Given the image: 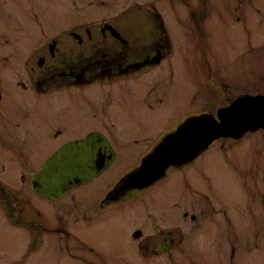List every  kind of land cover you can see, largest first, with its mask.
<instances>
[{"label":"flooded vegetation","instance_id":"obj_1","mask_svg":"<svg viewBox=\"0 0 264 264\" xmlns=\"http://www.w3.org/2000/svg\"><path fill=\"white\" fill-rule=\"evenodd\" d=\"M56 1L0 0V76L7 73L10 57L15 63L22 58L20 52L33 51L24 61L25 67L27 64L30 67L28 78L17 81L21 89L17 92L34 93V111L39 121V124L34 125L38 128L46 125L47 114L52 115L54 127L60 124L63 115L69 114L87 115L95 121L83 133L74 136L66 133L68 127L58 131L50 127V139L59 141V144L58 149L44 162L45 168L38 171L34 186L38 193L50 191L47 194L50 198L53 194L68 195L76 188L86 178L84 172L81 171L80 177L72 175L74 173H71L70 165L62 164L66 158H78L80 152L87 148L92 152L93 163L89 167L94 170V174H101L121 159L131 161L141 158L144 163L156 147L164 144L194 119L203 116L216 118L220 110L230 107L242 97L264 96V72L255 76V82L261 83L262 87L248 84L249 88L242 82H233L239 77V71L248 73L264 69L263 0H165L163 9L114 13L112 20L94 29L84 27L87 25L84 20L88 14L89 0H68L71 1L69 15L79 12L81 20L73 31L69 34L65 32L63 37H57L56 29L54 33L52 30ZM102 4H106V1ZM26 20L35 31L27 29ZM250 21L260 27L258 38L253 43L248 27ZM232 24L243 26L240 29H244L243 36L247 39L243 47L225 41L221 30ZM69 37L73 43H70ZM211 41L216 42L213 49ZM218 51L224 53L218 54ZM184 71L194 83L193 110L197 113L190 115L193 116L190 118H184L185 113L175 114L163 121V128L168 126L170 132L165 134L167 138L164 137L162 142L161 139L158 141L155 148L152 139L148 138L149 134L152 135V128L137 129L134 124L120 125L117 122V115L130 112L133 107L143 113L145 110L151 113L157 109L163 102L161 98L167 96L164 82L177 74L181 76ZM139 84H145L139 90L145 92L142 98L139 91L136 93ZM250 90L257 92L252 93ZM239 91L246 92L237 94ZM153 92L161 93L160 97L152 101L150 94ZM100 116H106V119ZM163 128L159 127L158 130ZM111 130L118 131L116 135L121 141L112 135ZM256 130L264 131L253 129L250 132ZM240 137H220L209 148L219 141H234ZM150 147L153 149L146 152V148ZM197 159L184 162V166L183 163H173L162 177L147 185H142L138 176L141 166L134 167L130 176L124 177L117 186L113 194L116 197L112 198L114 202L106 203L105 212L96 211L90 219V209H85L83 215L75 208L64 206V209H60L72 218V224L63 232L73 233L76 241L83 245V252H95L92 238L81 236L72 225L77 226L79 217L83 220V216L87 222L84 223L90 226L95 217L114 209L127 211L134 216L137 210L132 206L137 204L143 226L134 225L133 219L130 232L138 252L145 259L161 254L164 257L162 259L168 260L170 264H193L189 248L201 235L205 236L211 231V227H216V215L228 217L241 210L244 214L246 210L253 209L249 206H237L231 210L220 208L223 196L212 194L210 198L214 202L202 204L193 200L187 206L176 203L171 218L157 213L147 197V191H156L159 183L173 184L178 180L182 184L180 179L185 176H173L195 166ZM40 175H47L51 182L55 180L54 184L46 186ZM257 177L262 179L261 184L264 185L260 174L254 176L251 182L260 183L255 182ZM198 186L199 183L195 182L189 189L193 194H203L199 192ZM136 197H140L139 203L129 202ZM225 204L232 207L231 204ZM254 206L253 215L257 212L264 216V202ZM262 225L264 228V219ZM137 234H140L139 238L135 237ZM40 241L39 235H35L34 242L40 246ZM111 253L118 255L116 250Z\"/></svg>","mask_w":264,"mask_h":264},{"label":"rangeland","instance_id":"obj_2","mask_svg":"<svg viewBox=\"0 0 264 264\" xmlns=\"http://www.w3.org/2000/svg\"><path fill=\"white\" fill-rule=\"evenodd\" d=\"M104 1L106 4H102ZM56 2L55 23L52 30L54 33L56 29L57 37H63L65 32L69 34L80 24V13L73 12L69 15L71 1L57 0ZM165 5V0H89L88 14L84 20L87 25L84 27L98 28L103 23L112 20L114 13L122 14V11L138 13L151 8L160 10V7L163 9L162 6ZM26 24L29 31H35L29 21L26 20ZM242 27L232 24L222 29L226 43L238 47L247 44V39L243 36L244 29H240ZM248 27L253 43L258 38L260 27L252 24L251 21ZM71 39L69 37L70 43H73ZM211 45L213 49L216 42L211 41ZM20 53H22V58L15 63L10 57L7 73H2L0 76V189H5L9 193L10 201L16 200L15 202L20 204L23 210L22 208L21 212L18 209L14 210L17 206L15 205L14 209L11 207L7 213L10 206L4 207L0 198V264H170L168 260L162 259L164 257L161 254L151 259L143 258L133 245L130 232L131 222L134 219V225L143 226V219L139 217L140 211L137 204L132 206L137 210L134 216L127 211L114 209L95 217L90 226L85 224L87 222L83 216V220L79 217V223L77 226L73 224L72 228L79 230L78 233L81 236L92 238L95 243V252H83L85 250L83 245L73 239V233L63 232V229L68 230L67 226L72 224V218L66 211L60 209H64V206L75 208L80 214L85 212V209H90V219L93 217L92 213L96 211L105 212L106 203L114 202L112 198L116 197L114 193L120 182L124 177L130 176L134 167L139 168L143 163L141 158L131 161L117 160L101 174L91 178L94 170L89 165H92L93 159L91 150L87 148L80 152L78 158H66L62 165L69 164L72 168L71 173H74L72 175L78 176L83 171L85 177L89 179H82L78 186L66 196L49 198L47 194L50 191L47 193L35 191L38 171L45 168L44 162L58 149L59 141L50 139V127H54L52 115L47 114L46 125H40V128L34 125V123L39 124L34 111V93L31 91L17 92L19 89L17 81L28 78L30 67L28 64L25 67L24 61L33 54V51L25 50ZM217 53L223 54L224 52L218 51ZM263 72L264 69L257 72L252 70L248 73L239 71L237 72L239 77L233 82L262 87L261 83L255 82V76ZM164 83H166L167 96L161 98L163 102L157 109L151 113L145 110L143 113L140 109L133 107L130 112L116 116L120 125L134 124L133 126L137 129L146 127L150 130L152 128V135L149 134L148 138L152 139L153 148L157 146L160 139L162 142L167 138L165 134L170 132L168 126L163 128V121L165 122L175 114L185 113L184 118L188 116L190 118L193 117L190 115L197 113L193 110L194 83L185 71L181 76L177 74L176 77L169 78ZM143 86L145 84L137 85L136 93ZM156 92L150 94L152 101L160 97L161 92L159 94ZM243 92L246 91H239L237 94H243ZM250 92L256 93L257 91L250 90ZM139 95L142 98L145 92L139 91ZM158 114H163V116L159 117ZM100 117L106 119V116ZM178 120L181 119L178 118ZM94 123L95 121L87 115L69 114L68 116L63 115L60 124L54 128L58 131L68 127L66 133L74 136L83 133ZM159 127L163 129L158 130ZM111 133L121 141V138L116 135L117 130H111ZM262 139H264V131L258 130L248 132L238 140L219 141L196 160L195 166L186 168L173 176L178 178L185 176L180 179L182 184L178 180L173 184L159 183L156 191H147L152 207L157 213L167 218H171L173 206L176 203L182 206H187L193 200L202 204L210 203L214 202L210 198L212 194L223 196L219 204L220 208L226 207L228 210L235 209L237 206L253 208L250 211L246 210L244 214L241 210L228 217L223 214L216 215L217 222L214 221L216 227H211V231L205 236L201 235L189 248L193 264H264V228L262 225L264 216L257 212L253 215L254 205L257 206L264 202V185L261 184L260 177L254 179L255 182L260 183L251 182L254 176L260 174L264 183V142ZM153 148H146V152ZM184 165L183 163L182 166ZM40 176L46 186H51L47 175ZM195 182L199 183L198 190L203 194H193L190 191L189 186ZM141 183L147 185L146 182ZM129 202L139 203L140 197L131 199ZM225 203L231 204L232 207ZM11 213L22 217V226L18 224L14 226L9 222L7 215ZM239 215L242 217L237 218ZM34 222L38 227L33 233L30 226L35 224ZM33 234L44 236V246L30 253V246L35 236ZM115 250L118 255L111 253ZM27 254L30 256L26 259Z\"/></svg>","mask_w":264,"mask_h":264},{"label":"water","instance_id":"obj_3","mask_svg":"<svg viewBox=\"0 0 264 264\" xmlns=\"http://www.w3.org/2000/svg\"><path fill=\"white\" fill-rule=\"evenodd\" d=\"M256 127L264 128V96L238 99L219 111L218 120L210 116L196 118L160 145L143 163L138 172L140 181L150 184L172 163H183L198 156L214 140L236 138Z\"/></svg>","mask_w":264,"mask_h":264},{"label":"trees","instance_id":"obj_4","mask_svg":"<svg viewBox=\"0 0 264 264\" xmlns=\"http://www.w3.org/2000/svg\"><path fill=\"white\" fill-rule=\"evenodd\" d=\"M0 192H1V197L0 198H1L2 204L11 205L9 193L3 188L0 189ZM6 201H7V203H6ZM9 210H11V208ZM10 217H11V219L13 218L12 215H10Z\"/></svg>","mask_w":264,"mask_h":264},{"label":"bare ground","instance_id":"obj_5","mask_svg":"<svg viewBox=\"0 0 264 264\" xmlns=\"http://www.w3.org/2000/svg\"><path fill=\"white\" fill-rule=\"evenodd\" d=\"M43 246H44V245H43ZM43 246H42V247H43ZM42 247H41V248H42ZM41 248H40V249H41Z\"/></svg>","mask_w":264,"mask_h":264}]
</instances>
